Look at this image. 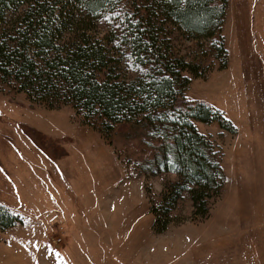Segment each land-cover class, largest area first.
Masks as SVG:
<instances>
[{"label": "rangeland", "instance_id": "obj_1", "mask_svg": "<svg viewBox=\"0 0 264 264\" xmlns=\"http://www.w3.org/2000/svg\"><path fill=\"white\" fill-rule=\"evenodd\" d=\"M61 1L55 16L71 19L60 48L83 35L103 49L111 80H146L149 70L131 57L128 32L141 17L158 16L146 0H107L92 17ZM24 7L0 24L9 39L21 27ZM157 18L151 20L164 55L204 72L189 76L185 97L215 106L236 128L231 135L216 124L197 127L211 137L225 175L208 217L192 221L185 196L169 216L187 221L153 232L149 202L159 204L176 176L149 172L155 158L150 143L157 139L148 121L103 135L99 122L92 123L96 130L81 124L67 98L37 102L19 81L0 76V204L22 219L0 231V264H264V0L250 17L237 0H228L220 33L224 70L216 37L189 39ZM101 153L106 156L98 159ZM240 199L246 200L242 208Z\"/></svg>", "mask_w": 264, "mask_h": 264}, {"label": "trees", "instance_id": "obj_2", "mask_svg": "<svg viewBox=\"0 0 264 264\" xmlns=\"http://www.w3.org/2000/svg\"><path fill=\"white\" fill-rule=\"evenodd\" d=\"M71 1L70 9L82 7L89 17L107 7V0ZM146 2L149 10L158 13V18L156 14H151V18L160 17L183 36L196 40L216 37L223 56L219 69L226 68L227 52L220 33L228 0ZM60 3L64 6L61 0H45V3L0 0V24H5L10 12L15 13L25 6L18 26L21 27L12 30L14 37L9 39L8 32L0 30L1 79L19 81L20 88L37 102L67 98L81 124L95 129L92 123L99 122L101 130L97 131L103 135H111L118 125L148 121L154 127L157 139L150 143V148L155 149V158L149 164V172L157 169L176 176V181L165 188L159 204L149 202L153 232L163 234L174 222L187 221L169 216L185 196L191 203L192 221L206 219L210 202L222 193L225 175L211 137L200 133L197 127L216 124L220 131L231 135L236 134V128L215 106L185 97L184 91L190 85L189 76L203 77V70L164 55L155 40L156 23L151 18L141 17L139 22L128 24L129 47L135 63L148 68L149 76L131 83L111 80L103 49L85 36L80 35L73 45L60 48L62 32L68 28L71 19L63 14L55 16V8ZM133 4L136 5V0ZM16 24L14 22L12 26ZM9 42L16 46L11 48ZM155 123L162 127L154 126ZM45 137L46 142L59 144L58 138ZM21 224L18 215L0 204L1 232Z\"/></svg>", "mask_w": 264, "mask_h": 264}, {"label": "bare ground", "instance_id": "obj_3", "mask_svg": "<svg viewBox=\"0 0 264 264\" xmlns=\"http://www.w3.org/2000/svg\"><path fill=\"white\" fill-rule=\"evenodd\" d=\"M260 5V0H237V6L243 10V13L250 17V14L256 10V8ZM244 17H240L238 21L243 20ZM245 199L239 200V206L243 207V203ZM242 211V210H241Z\"/></svg>", "mask_w": 264, "mask_h": 264}, {"label": "crops", "instance_id": "obj_4", "mask_svg": "<svg viewBox=\"0 0 264 264\" xmlns=\"http://www.w3.org/2000/svg\"><path fill=\"white\" fill-rule=\"evenodd\" d=\"M33 128H34V127H33ZM40 133H42V132H40ZM54 138H56V140H57V137H54ZM54 138H53V139H54ZM87 146H90L89 142L87 143V145H86L85 147L83 146V148L86 150ZM99 150H100L101 152L104 151V149H103L101 146L99 147ZM101 155H103V154L101 153V154L99 155L98 159L101 157ZM105 156H106V154L103 155V157H105ZM87 157L90 158L89 156H87ZM85 161H86V160H85ZM86 162H87V163H90V162H91V164H93V161H91V160H90V162H88V161H86Z\"/></svg>", "mask_w": 264, "mask_h": 264}]
</instances>
